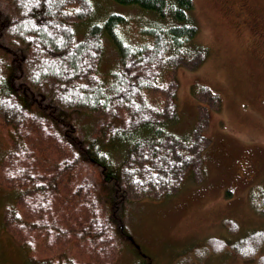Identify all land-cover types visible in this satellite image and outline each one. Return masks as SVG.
I'll return each instance as SVG.
<instances>
[{
	"label": "trees",
	"instance_id": "16d2710c",
	"mask_svg": "<svg viewBox=\"0 0 264 264\" xmlns=\"http://www.w3.org/2000/svg\"><path fill=\"white\" fill-rule=\"evenodd\" d=\"M110 1L137 7L141 18L111 7L103 19L93 20L95 0H0V120L17 130L11 136L19 148L9 151L8 161L15 164L8 175L21 179V190L39 204L31 217L40 222L34 221L31 230L40 240L49 243L55 233L57 242L62 238L64 230L42 218L49 191L60 185L59 174L70 172L73 195L86 197L89 214L64 219L60 225L70 226L73 242L80 239L91 251L97 249L99 261L87 264H119L117 257L106 255L113 245H120L117 253L130 251L132 256L126 261L125 253L120 264H157L122 225L124 211L144 198L164 200L179 191L189 172H203L195 161L209 145L204 128L210 112L200 105L199 123L182 129L176 71L200 65L209 48L196 41L193 0ZM132 31L137 44L128 37ZM107 45L114 58L106 54ZM105 60L110 63L103 66ZM192 93L220 107V98L209 88L194 85ZM31 122L64 144L63 157L54 160L52 172L30 174L23 160L18 161L22 144L15 136L21 125ZM5 158L0 153V166ZM12 188L15 198L6 209L14 229L22 191ZM262 194L257 190L252 195L256 203L263 201L258 199ZM115 211H121L120 225ZM257 212L264 216V211ZM224 224L232 236L239 235L236 220L225 219ZM5 236L14 242L3 216L0 240ZM17 246L25 264H79L67 258L66 251L35 257L34 239ZM223 253L246 264H264V228L190 244L168 264H206L209 256Z\"/></svg>",
	"mask_w": 264,
	"mask_h": 264
},
{
	"label": "rangeland",
	"instance_id": "374dc122",
	"mask_svg": "<svg viewBox=\"0 0 264 264\" xmlns=\"http://www.w3.org/2000/svg\"><path fill=\"white\" fill-rule=\"evenodd\" d=\"M95 1L97 7L93 10V20L103 19L113 11L111 7L114 11L128 13L134 19L141 18L137 7L110 0ZM193 3L191 17L198 28L196 41L209 48V56L196 67L177 68V104L182 129L199 123L200 105L210 112L208 125L204 128L209 145L201 153V160L197 156L195 161L203 172H189L179 191L164 200L144 198L131 205L124 211L125 225L119 218L121 211H115L117 223L127 228L137 245L157 264L173 262L185 247L209 237L232 239L250 230L264 228V216L257 212L264 211V0H193ZM131 33L129 39L137 44L134 32ZM106 47V54L112 58L111 46ZM109 63L105 60L102 64L106 66ZM194 85L209 88L220 98V107L210 102L211 106L206 98L194 96ZM44 105L53 106L49 102H44ZM16 131L0 120V153L6 156L0 166V225L4 216L6 228L14 236V242H9L6 236L1 237L0 264H25L23 252L16 247L30 239L38 242L35 257L66 251L67 258H74L79 264L99 261L97 249L91 251L88 244L80 239L73 242L70 226L60 225L65 223L64 219L74 216L83 219L89 214L86 197L75 198L73 195L75 183L71 182L75 180L70 182V172L59 174L60 185L49 191L55 201L51 202L52 198L48 197L43 210V223L51 221L56 228L64 230L60 242H57V233L51 235L49 243H46L40 240L37 232H32L31 224L39 220L37 216H31L39 204L29 191L21 190V179L13 180L16 175L9 176L13 172H8L15 164L11 166L8 161L9 151L19 150L11 136ZM15 138L22 144L23 157L18 161L23 160L30 174L41 170L52 172L54 160L63 157L64 144L57 143L52 135L34 122L27 123L25 127L21 125ZM61 148L62 151L58 152ZM90 176L89 187L92 183ZM12 186L22 191L18 201L20 209L15 215L16 219L17 216L19 218L16 221L11 217L16 221L15 230L8 223L9 210L6 209L10 200L15 198V193H10ZM257 190H263L258 197L263 201L256 203L252 195ZM228 191L231 192L229 196ZM225 219L236 220L240 224L239 235H231L224 224ZM111 237L109 232L107 238ZM119 248L120 245L116 248L113 245L106 255L117 257L121 263L126 251L117 253ZM101 255L105 257L103 252ZM126 256L125 260L131 262L130 251ZM206 264L246 263L223 253L209 256Z\"/></svg>",
	"mask_w": 264,
	"mask_h": 264
},
{
	"label": "bare ground",
	"instance_id": "6f19581e",
	"mask_svg": "<svg viewBox=\"0 0 264 264\" xmlns=\"http://www.w3.org/2000/svg\"><path fill=\"white\" fill-rule=\"evenodd\" d=\"M43 21V20H42Z\"/></svg>",
	"mask_w": 264,
	"mask_h": 264
}]
</instances>
